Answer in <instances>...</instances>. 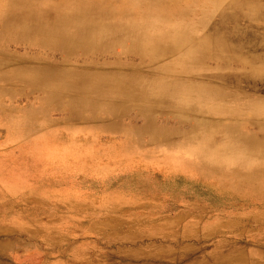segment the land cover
<instances>
[{
  "label": "rangeland",
  "instance_id": "374dc122",
  "mask_svg": "<svg viewBox=\"0 0 264 264\" xmlns=\"http://www.w3.org/2000/svg\"><path fill=\"white\" fill-rule=\"evenodd\" d=\"M35 1L49 14L36 15L29 29L31 21L20 15ZM155 1L165 7L160 20L183 27L173 29L169 42L190 38L178 48L180 56L213 41L254 37L250 47L201 56L200 74H228L214 57L230 56L236 70V62L264 52V22L250 12L264 0H246L250 8L228 25L218 16L231 14L240 0ZM111 2L107 29L99 28L94 38L148 22L120 19L117 13L139 5L134 0H0V264H264V164L214 168L210 161L223 159L213 149L199 153L198 144L186 141L195 133L183 132L194 120L199 128L193 131L223 143L238 135L264 145V80L245 86L241 78H192L206 85L203 101L194 84L165 100L129 101L108 96L102 75L75 82L78 70L103 72L118 64L110 73L141 75L152 66L127 35L126 49L86 63L62 60L45 47L61 20L66 24L59 35L66 36L80 30L79 18L94 21L85 6ZM12 5L19 20L1 18ZM22 40L28 45L17 46ZM235 70L231 76L244 75ZM168 75L153 71L149 82L161 87L157 77ZM164 81L170 84L168 77ZM145 105L152 106L153 125L144 129Z\"/></svg>",
  "mask_w": 264,
  "mask_h": 264
},
{
  "label": "bare ground",
  "instance_id": "6f19581e",
  "mask_svg": "<svg viewBox=\"0 0 264 264\" xmlns=\"http://www.w3.org/2000/svg\"><path fill=\"white\" fill-rule=\"evenodd\" d=\"M134 1H140L139 5H137L136 8L133 7L134 5H129L127 9L123 10V13H117V14L120 16V19L123 20V22H125L126 20L129 22H134L138 18V16L148 19L147 20L148 22L145 21L147 23L144 26L142 27L135 26V27H131L130 29L121 30L120 33L112 32L111 35H106L105 37H101V38H94L99 28L100 29L102 27L105 28L108 25V22H106L107 10L105 9L108 6L112 7L113 3L112 2L99 3V5L92 3L85 6L83 9V13L85 15H90V17L94 19L92 23L84 24L83 19L79 18L81 21H76V24L80 25V30L76 32H72L66 36H63L59 34L61 27L66 24V20L65 19L61 20L58 26L55 28L56 29L55 34L51 36L50 42L46 44L45 47L50 52H56L58 55H60L62 60H70L74 64L86 63V61L88 60L99 61L102 59V57L105 58V55L114 48L116 49L123 48L124 47L123 43H125L123 41L124 36L127 35L128 41H130L131 45L134 46V49L142 53V54L140 53L138 54L141 55L142 58L148 60L152 66L149 67L147 71H143L142 73H140L141 75H133L132 71H124L118 73L117 70H116L117 72L116 74L110 73L111 70L112 72H114L113 70H115L118 67V64H115V66L111 68L106 67V69L108 70L103 72L97 71L95 73H87L78 70L77 71L78 75L74 76L75 78H73L74 80H76L75 82L83 84L87 82L89 78H93L96 75H102V77H104V80L109 82L107 84L109 89L108 96L117 99H126L129 101H134L138 99H151V98H156V96L158 98H161L162 100H165L169 98L171 93L176 94L174 92H184L185 90H187V86H188L187 84H194V85H198L197 88L195 87V91L198 92L197 100L203 101L204 99H206V97L209 96L206 93V89H205L206 85L192 82V81H196L193 80L192 78L210 77V78L220 79L227 83L231 81H235L237 78H241L244 82L240 81L239 84L245 86L255 85L258 79L259 82L264 80V52L258 54H251L244 60L236 62V66L237 64H239L240 66V67H236V70L234 69V65L232 62L233 59L230 56L223 55V56L214 57L224 61V65L222 63L221 67L224 68L223 69L224 71H228V74L222 73V74L209 75L205 73L200 74L195 71V69L198 67V64L200 63L201 56L210 57L215 51L236 50L242 47H248V46L250 47L255 44L253 42L254 37H250L249 40L248 38H245L244 35H242L241 37L242 40L240 39L234 42L225 41V40L213 41L204 47H195V48L192 47V49L188 54L186 52L183 56H180L178 53L179 51L178 48L190 42L189 36L177 37L176 39H173L171 42H169V39H167V37L172 33H174L175 31H177L178 28H183V27H175L174 25H170L169 22L159 19L160 14L158 13H161L165 7L163 5L157 6L158 4L157 1L155 0L153 1L134 0ZM242 1L245 2L246 5H244ZM242 1L240 0L239 3L237 2L235 5L231 6L230 8L231 14L224 17L223 15H219L218 18H220L225 25H228L230 22L238 21L237 19L240 18L245 13L246 8H250L251 2L246 0H242ZM35 2H37L38 4H35L32 7H29L32 5V3H27L26 5L28 6L25 5L26 7H24L25 14L20 15L21 17L24 16L22 17L23 19L32 22V23L31 22L28 23L30 24L28 25L29 29H32L35 26V23H33V21L36 18V15L49 14L48 13L49 9L47 6L42 7L41 2L39 1H35ZM213 8L215 9L212 12L211 18L216 19L218 11L216 6H214ZM5 10L3 12L4 15H2L1 18L7 20V18L11 17V19L13 18V20L15 19L19 20L18 18L20 17H17L19 16V14L17 13L19 11L18 7L12 5L5 8ZM250 12L252 16L255 15L254 21L264 22V6L262 8H256L255 11L254 9H251ZM132 25L135 24L133 23ZM173 29L176 30L173 31ZM156 31L158 32V34H156ZM2 38L3 37H0L1 40ZM153 38H156L158 42H155L156 40L153 41ZM262 42H264V38L262 39ZM20 45L26 46L28 45V43L26 40L18 41L17 46ZM175 63L181 64V66L176 67L174 66ZM233 70L238 72L242 70L244 75L242 77L231 76L230 71ZM153 71L157 73L159 72L163 74H170L166 77L164 76L157 77V83L161 84V87L152 86V84L149 82V79L151 78L150 74L153 73ZM50 76L51 75L49 74L47 77L50 78ZM167 77L168 80L170 81L169 85L164 84L165 82L164 78L166 79ZM187 77L191 78L190 81L189 79H187ZM128 78L130 79L141 78V79L130 80ZM48 81H49L48 79H44L41 82L46 85H51L49 84ZM53 83L55 86L59 87L63 91L70 90V86L65 83H57V82H53ZM80 84H78L77 87L80 90H82L83 88L81 87ZM146 86H148L147 89H145ZM165 88H169V89L164 90ZM90 94L93 95L92 93ZM176 100L178 101L177 98ZM140 109L145 110L146 112L145 114L146 121L144 122L142 127L145 129L147 127L152 126L153 115L150 113V111L152 110V106L145 105ZM117 112L118 110L116 111V113ZM196 128H199L198 123L192 120V123L190 124L189 128L183 130L185 136H188L186 135L187 132L195 133L189 135V137H186V141L189 146H195L194 145L195 143L198 144L200 146L199 153L201 154H205L207 153V151L213 149V151L216 152L214 153L215 156H217L219 159H223L222 162H218L215 160L210 161L214 168H218L219 164H225V163H226L225 167H231L233 164L240 162L241 164L245 163L249 165L254 163H259L260 165L263 166L264 145L262 144L255 145L238 135H234L235 137L232 136V138L227 143H223L217 140L214 136L209 135L207 133H203L204 135L196 133L195 131H193L196 130ZM149 131H152V128L147 130L146 133H148ZM231 149L233 150L230 151ZM237 149H239L241 153L236 154ZM223 152H228V153H226L225 155L224 154L220 155ZM220 168L222 167L220 166Z\"/></svg>",
  "mask_w": 264,
  "mask_h": 264
}]
</instances>
